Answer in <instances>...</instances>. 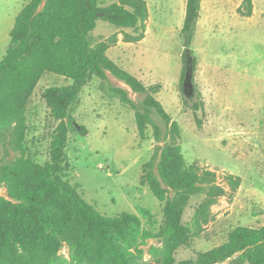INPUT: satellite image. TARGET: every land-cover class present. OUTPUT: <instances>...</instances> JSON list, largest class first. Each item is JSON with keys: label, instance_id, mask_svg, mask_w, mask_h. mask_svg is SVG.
<instances>
[{"label": "rangeland", "instance_id": "rangeland-1", "mask_svg": "<svg viewBox=\"0 0 264 264\" xmlns=\"http://www.w3.org/2000/svg\"><path fill=\"white\" fill-rule=\"evenodd\" d=\"M29 1L0 0V61L15 18ZM145 1L149 19L144 31L98 20L89 35L91 45L105 42L109 60L145 86H160L154 97L178 124L186 166L215 171L221 184L226 174H232L240 179V186L211 205H203V196L189 200L182 220L189 239L169 258L157 239L164 224V203L141 182L144 166L154 155L151 128L147 139L140 141L134 111L118 99L107 98L99 88L102 80L96 77L72 106V115L88 133L70 137V171L65 180L78 184L84 200L102 215L117 217L126 212L139 217L137 240L128 247L141 264L195 263L199 254L225 243L234 228L264 225V0H252L250 17L238 14L242 0H201L189 47L192 84L188 95L182 88L185 0ZM115 2L99 0V6ZM126 36L133 42H126ZM107 76L111 84L125 88L135 103L142 100L143 95ZM71 83L49 73L42 76L24 107L22 128L17 123L0 128V167L18 159L39 165L48 160L56 122L42 95L49 87ZM194 104L201 107L195 110ZM4 192L0 185V195ZM60 254L64 264H75L66 249Z\"/></svg>", "mask_w": 264, "mask_h": 264}, {"label": "trees", "instance_id": "trees-1", "mask_svg": "<svg viewBox=\"0 0 264 264\" xmlns=\"http://www.w3.org/2000/svg\"><path fill=\"white\" fill-rule=\"evenodd\" d=\"M200 9L201 0H185L181 28L184 54L194 39ZM238 14L250 17L252 0H242ZM148 19L145 0H117L105 7L99 6V0H30L17 14L0 61V128L13 123L22 128L24 107L44 74L72 83L49 87L42 95L56 122L48 160L39 165L18 159L0 167V185L5 187L0 195V264H64L63 249L75 264H141L128 247L137 240L139 217L126 212L104 216L84 200L78 184L65 180L70 171V137L88 133L72 115V106L94 77L102 80L99 88L107 98L118 99L134 111L140 141L147 139V129L151 128L154 155L144 166L141 182L164 203V224L157 239L169 258L189 239L190 232L182 221L189 200L203 196V205H211L239 188L237 176L226 174L221 184L215 171L186 166L179 148L178 124L154 97L160 86H145L109 60L105 42L90 43L89 35L98 20L144 31ZM125 40L133 42L131 36ZM107 73L133 93L143 95L142 100L135 103L125 88L109 82ZM200 107L194 104L195 110ZM227 260L264 264V225L238 226L225 243L199 254L195 263L181 264Z\"/></svg>", "mask_w": 264, "mask_h": 264}, {"label": "water", "instance_id": "water-1", "mask_svg": "<svg viewBox=\"0 0 264 264\" xmlns=\"http://www.w3.org/2000/svg\"><path fill=\"white\" fill-rule=\"evenodd\" d=\"M186 71L182 82V88L185 95H188V90L191 88L192 82V58L190 50H186Z\"/></svg>", "mask_w": 264, "mask_h": 264}]
</instances>
